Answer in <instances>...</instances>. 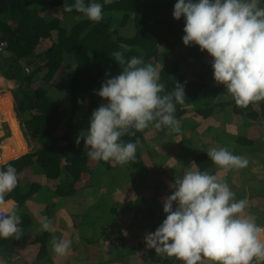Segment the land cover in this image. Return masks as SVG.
<instances>
[{"label": "trees", "instance_id": "1", "mask_svg": "<svg viewBox=\"0 0 264 264\" xmlns=\"http://www.w3.org/2000/svg\"><path fill=\"white\" fill-rule=\"evenodd\" d=\"M73 2L0 0V42H5V46L0 49V72L4 77L16 81L17 85L11 89L14 111L25 138L31 144V149L25 154L1 165L6 167L11 163L19 177L16 188L6 193L4 198L15 201L18 214L20 211L24 214L32 212L29 199L42 190L46 195L56 196V205L61 203L66 204V207L73 206L68 200L73 199L75 193L82 194L79 199L84 206L94 194L90 190L99 188L103 192L108 189L109 192V188L114 186L112 182H108L107 187L94 182L95 175L104 177L110 171L124 172V167H129L132 169L130 179L133 185L130 183L128 190L122 189L124 200L109 202V198L101 197L97 203L88 204L90 206L86 209L83 207L85 213L71 214L70 219L79 223L82 218L86 228L92 231L93 242L98 243L101 234H109L105 231V225L91 228L95 221L90 211L94 208L108 214L106 211L115 207L116 218L128 214L125 225L132 232L133 240H137L136 232L140 228L138 223L129 224L130 219L135 217L142 221L141 233L145 229L149 232L148 228L156 230L167 215L162 209L153 206L162 194V187L161 181L151 179V175L158 174L160 177L168 170L170 153H162L159 147L161 152L153 154L152 145L147 142L154 137L152 134H157L153 140L160 137V140L170 145L175 141L169 134L180 133L184 138L177 143L180 149L177 155L185 158L191 155L198 170L215 175L221 167L208 157L206 145H203V149L197 147L198 135L193 136L195 140H189L199 123L196 117L207 119L225 109V117L230 120L231 117H237L245 120L246 125L250 120L262 125L264 99L248 107L236 105L231 94L226 91V86L214 79L213 57L207 50L201 51L195 43L184 44L185 20L173 16L176 0H112V3L104 4L103 19L99 22L87 18L78 20L76 17L82 16L81 13L65 11V3ZM113 51H122L126 58L143 57L145 62L159 69L161 82L165 83L167 91L174 89L176 81H179L184 84L186 93L185 102L176 105L175 116L180 131L156 129L150 124L143 131H137L135 136H123L125 141H135L137 137L140 140L136 159L123 165L115 161L93 160L87 157L84 141L81 140L79 144L76 142L81 132H86L90 126L92 112L107 103L106 98L97 94L102 82L122 71V66L111 56ZM25 65L36 66L27 72ZM0 104L1 108L13 112L9 95L2 97ZM159 132L161 136H158ZM186 132L188 135L193 134L186 137ZM204 132L224 143V147H227L225 143L234 144L231 148L234 154L247 145L253 146L254 151L264 152V139H260V136L257 138L259 141L248 140L242 138L241 134L232 135L224 128L219 130L213 126ZM9 137L10 132H6L3 138ZM32 165L43 168L45 175L42 180L30 177ZM98 166L103 167L104 171H98ZM263 167L264 158L259 164V169L264 172ZM260 182L264 189V177ZM119 192L117 190L116 194ZM21 221L23 225L24 222H31L32 218L24 217ZM39 237H47V233ZM119 239L127 241L130 238L120 236ZM120 243L107 250L109 259L122 258L124 246ZM115 252L117 256L113 258ZM128 257L136 258L139 264H178L179 261L183 264L179 259L174 261L175 256L169 257L156 251L144 253L141 247ZM202 264H207L205 259Z\"/></svg>", "mask_w": 264, "mask_h": 264}, {"label": "clouds", "instance_id": "2", "mask_svg": "<svg viewBox=\"0 0 264 264\" xmlns=\"http://www.w3.org/2000/svg\"><path fill=\"white\" fill-rule=\"evenodd\" d=\"M110 3L112 0L102 3L74 0L65 3L64 10L81 13L82 16L76 17L78 20L99 22L103 19L104 4ZM262 5L264 0H176L174 4V18L185 20L184 44L195 43L201 51L207 50L213 57L215 81L226 86L238 107H248L264 99ZM111 56L122 66V71L102 82L97 94L106 98L107 103L92 112L90 126L76 142L84 141L87 157L93 160L123 165L136 159L140 142L139 137L125 141L123 136H135L150 124L156 129L180 131L176 105L185 102L186 93L179 81L174 89L167 91L159 69L143 57L126 58L122 51H113ZM34 66L25 65L24 69L30 72ZM7 89L12 88H0V92ZM207 154L225 171L244 168L249 163L246 157L234 154L227 147L209 148ZM1 165L0 162V238H18L21 216L17 206L4 196L16 188L19 177L14 165ZM172 187L174 191L166 197L164 206L157 208L166 217L154 232L145 235L147 248L175 256L183 264H202L205 258L213 264H264V226L257 223L254 214H245L248 200H237L227 182L197 169L177 176ZM41 228L54 230L47 218L41 221ZM71 243L54 239L53 252L66 255Z\"/></svg>", "mask_w": 264, "mask_h": 264}, {"label": "crops", "instance_id": "3", "mask_svg": "<svg viewBox=\"0 0 264 264\" xmlns=\"http://www.w3.org/2000/svg\"><path fill=\"white\" fill-rule=\"evenodd\" d=\"M15 84L16 81L5 78L0 72L1 89L13 88L15 87ZM5 95H9L11 98L12 110L14 112V117L17 120L19 131L18 129L16 131L13 130L9 121H7L9 124L5 123L4 121H0V136L3 135L0 137V140H2V142L0 143V162L2 164L11 158H16L20 156V154L22 155L27 151L28 147L27 139L23 134L20 121L16 117V113L14 111L13 95L11 91L7 89L0 92V99ZM6 132H10V137L8 139L3 138ZM241 137L247 138L248 140L256 139L252 135H248L246 133H244L243 135L241 134ZM202 141H205V139L202 138ZM209 141L210 142H200L199 139L197 147L203 149V145H206V149L212 148L209 147V145H212L214 139L211 138L209 139ZM216 141L219 142L218 140ZM225 144L232 145L231 148L233 149L234 144ZM21 146L25 148V150L22 153L18 154L16 152V149ZM231 148L229 151H232ZM236 154L241 156L246 155L249 157H252L253 154V156L256 158L258 157L259 151L239 150L238 152H236ZM177 156L178 158L183 157L182 155ZM263 158L264 157L261 158V155L259 156V164ZM34 166L36 165L31 166L32 175H30V177L36 178L37 180L41 178L42 180L43 175L37 174V171L39 169L38 165L37 167L33 168ZM172 167L175 168L177 166ZM231 170V173H228L227 177L225 176V178L218 179L227 182L230 189L235 193V198L237 200L242 198H246L248 200V206L245 210V214H254L257 218V223L264 226V204H261L262 202H264V189L261 188L262 182H260L264 177L263 170L259 169V176L258 174H246L244 171L249 170V163L247 167ZM236 170L239 172L240 177H235L234 171ZM250 175H253L252 179H249ZM167 179L168 178H166L165 180H161V196L164 195L165 199L174 191L172 185L175 182V178L173 180V184H170ZM258 189L259 193L254 194L253 192L258 191ZM76 199L78 198L73 197V199H69L68 201L69 203L73 204L72 200ZM29 200L33 211L27 212L26 214H24L23 211H20L19 215L21 216V219H23L24 217H28L32 218V221L28 223L24 222L23 225L21 221L20 234L18 238L16 236L6 239L0 238V264H118V259H109L108 252L107 254H104L105 251L103 249V246L106 245V238H109V235H104L105 241L101 239L98 241V243H94L91 237L92 231L86 228V224L82 222V218H80L79 223H77L76 221L73 222L70 219L71 214H78L86 210L83 211V209H80L79 211L74 206L66 207V204L61 203L56 205L54 203L55 200H57L56 196L54 194L46 195L44 190L39 191L37 194L31 196ZM6 201L15 204V201L13 199H8ZM161 206L163 207L164 205ZM173 206L174 208L176 207L175 202ZM68 209L73 211H70ZM93 210L94 214L97 217L92 216ZM90 213L92 214L91 217H93L95 221L91 224V228L93 229L96 227H101L104 224L101 222V220H103L105 217L104 213L99 212L94 208L91 209ZM44 218L52 221L54 230H42L41 221ZM97 218H100L99 223L97 222ZM44 232L47 233V237H39V235ZM110 233H112V231ZM54 239H64L70 240L72 242L70 250L66 255H57L53 252L52 242ZM129 241L130 240L122 241L120 245L124 243L127 245V248L130 246ZM97 246L99 248H97ZM174 261L177 262V258ZM139 262L137 264H139ZM205 262H207V264H213V262L208 260L207 258H205ZM121 264H126V262L123 263L121 261ZM128 264L132 263L128 262ZM178 264H180V261L178 262Z\"/></svg>", "mask_w": 264, "mask_h": 264}, {"label": "rangeland", "instance_id": "4", "mask_svg": "<svg viewBox=\"0 0 264 264\" xmlns=\"http://www.w3.org/2000/svg\"><path fill=\"white\" fill-rule=\"evenodd\" d=\"M39 10H41V9L39 8ZM160 61H161V59H160ZM60 79H61V77H60ZM255 106H259V105H255ZM1 107H2V105L0 104V110L3 109ZM3 110H4L3 111L4 115L2 114V116H1V114H0V117H2L3 120L6 119V121H4V122L7 124H9L7 122V121H9L11 123L13 130L16 131L18 129V123L14 117V112H12L10 109L9 110L3 109ZM217 112L218 113H216L215 115H213L212 117L207 118V119L206 118L200 119V117H196V119L199 121V123L196 127V132L194 134L191 133L189 135H188V132H186V137L191 136L193 134L191 136V138H189V140L193 141V140H195V137L198 135L200 142H210L209 139L212 138V139H214V141H213L212 145L211 144L209 145V147H216V148L224 147L222 145V143H219L215 140V137L204 132L205 129H207L210 126H213V127H217L219 130H222L224 128L226 132L228 131L231 134H237V135L242 134L243 135L246 132L248 135H252L253 137H255L256 140H258V141H259V139H257V137H259V136H260V139H264V124L260 125L259 122H254V121L250 120L248 122V124L246 125L245 120L237 119V117L236 118L231 117V120H230V118L225 117V114H224L225 109L219 110ZM261 122H264V120L261 119ZM204 126H208V127H204ZM247 126H249L250 128L247 129ZM18 131H19V129H18ZM156 135L152 134V136H154V137H152V139L150 138L151 140L150 139L147 140V142H149L152 145L150 147L152 148V151H154L153 154L154 153L157 154V153L161 152V151H159L160 150L159 147H161V149L163 150L162 153L168 151V153H170V157L167 159L168 170L166 172L164 171L165 172L164 174H162V175L160 174V177L158 176V174L151 175V179H157V181L158 180L161 181V180H165L166 178H168L167 181L170 184H173L174 178L176 179L177 176L182 177L185 171L197 170V168L194 165L193 158L191 155L187 156L186 158H185V156L182 158H178V156H177V153L180 150L177 143L184 138L180 133L169 134V135L173 136V139L176 142V143L173 142L170 145L166 144L165 143L166 141L164 142V141L160 140V137H158L156 140H153V138H155ZM1 136H3V135H1ZM158 136H161V132L158 133ZM193 136H195V137H193ZM202 138H204L205 141H202ZM1 142H2V140H0V143ZM226 146H228L227 147L228 150H230V148L232 147V145H226ZM154 147H158V149H154ZM30 149H31V144L28 143L27 151H29ZM24 150H25V148H23L22 146L19 148V152H21V153ZM239 150H243V151L244 150H253V146L247 145V146H244V148H239L238 151ZM233 151H235V149ZM238 151H235V152H238ZM19 152H18V154H19ZM25 153H23V154H25ZM143 153L146 154L145 151H143ZM263 154H264L263 150H259V156L261 155V157H262ZM259 156L256 158L253 157V154H252V157H249L246 155L244 156L249 161V170L244 171L246 174H258V176H259ZM155 157H157V156H155ZM255 163H257V164H255ZM172 166H177V167L173 168ZM35 167H37V165L34 166L33 168H35ZM38 168L39 169L37 171V174L44 176L45 173H44L43 168L39 167V166H38ZM124 168L126 170L124 172H120V170L110 171V172L106 173L107 176L104 175V177L99 176V178H98L97 175H95L93 177L94 182H99L103 187H107L108 182H112L114 186L109 188L110 189L109 192H108V189L103 192L99 188L94 189V190H90L89 192H93L94 194L89 197L90 200H88L87 203L90 205L97 203L100 199H102L101 197L109 198V200H108L109 202H117V200H124L125 196L122 192V189L128 190L130 188V183L132 184V181L130 179L131 175H132V173H131L132 169L129 167H124ZM263 169H264V167H263ZM98 171L103 172L104 168L98 166ZM231 171L232 170L225 171L224 169H220V170H217L215 175L218 178L222 179V178H225V176L227 177L228 173H231ZM234 172H235L234 173L235 177H240V174L237 170ZM147 177H148V175L146 176V178ZM252 178H253V175H250L249 179H252ZM38 180H41V178H39ZM117 190L121 191V192H119L120 194H116ZM253 193L254 194L259 193V189H258V191L253 192ZM76 194L77 193H75L74 196H72V197L78 198L76 200H72L73 206L75 208H77L80 211V209H83V207H85V209H86L88 206H90L88 204L83 206V204L81 203V201L79 199V197H80L79 195H82V194H77V195ZM164 202H165V198L158 197L156 204H153V206L155 205V207H154L155 209L160 208L161 205H164ZM261 204H264V202H262ZM68 210H70V209H68ZM70 211H73V210H70ZM106 213H108V214L104 213L105 217L103 220H101V222L104 223L103 225L106 226L105 231H107V233L109 234V238H106V243H105L106 245L103 246V249L105 251L104 254H107V252H108L107 250L110 247H112L115 244H118V242H122L119 239L120 236H123L125 238H130L129 244H134V246H129L128 248H126L127 245L124 243L122 244V246H124L123 247L124 253L122 255V258L117 260L118 264H121V261L123 263L126 262V264H128V262H131L132 264H137L138 261L136 258L128 257L132 252L136 253V248L141 247L143 249L144 253H146V252L148 253V251H150V252L155 251V249L147 248L146 247V241H145V235L149 232H154L155 230L148 228L149 232L145 229L144 232L140 233V231L143 230V226L140 227L142 221L141 220L138 221L139 218L135 219V217H134V218L129 220V224L133 223V224L137 225V223H138L140 229H138L136 232V235L138 237V238H136L137 240H133L134 238H133L132 232L129 231L128 226L125 225V223H126L125 220L129 219L128 214H125V215H122V216L116 218L115 216L117 215V213H116L115 207H111L109 211H106ZM93 216L97 217L94 214V210H93ZM161 217H162V214H161ZM99 220H100V218H97L98 223H99ZM126 226H127V228H126ZM109 230H110V232L112 231V233H110ZM101 239L103 241H105V236L103 234H101V236H100V240ZM97 248H99V247L97 246ZM116 256H117V252L112 254L113 258H116ZM106 260H107V258H106Z\"/></svg>", "mask_w": 264, "mask_h": 264}, {"label": "bare ground", "instance_id": "5", "mask_svg": "<svg viewBox=\"0 0 264 264\" xmlns=\"http://www.w3.org/2000/svg\"><path fill=\"white\" fill-rule=\"evenodd\" d=\"M3 111H4L3 109L0 110V114H1V116H2V114L4 115V112H3ZM19 136H20V135H19ZM20 137H21V136H20ZM14 139H15V138H14ZM19 148H20V147H18V148L16 149V150H17V151H16L17 153L19 152ZM20 153H21V152H19V154H20Z\"/></svg>", "mask_w": 264, "mask_h": 264}, {"label": "built area", "instance_id": "6", "mask_svg": "<svg viewBox=\"0 0 264 264\" xmlns=\"http://www.w3.org/2000/svg\"><path fill=\"white\" fill-rule=\"evenodd\" d=\"M4 44H5L4 42L0 43V49L4 46ZM0 120L2 121V117H0Z\"/></svg>", "mask_w": 264, "mask_h": 264}]
</instances>
